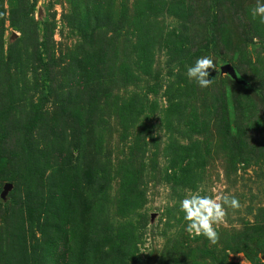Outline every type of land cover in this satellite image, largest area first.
Wrapping results in <instances>:
<instances>
[{
    "label": "rangeland",
    "instance_id": "1",
    "mask_svg": "<svg viewBox=\"0 0 264 264\" xmlns=\"http://www.w3.org/2000/svg\"><path fill=\"white\" fill-rule=\"evenodd\" d=\"M254 6L0 0V264H264ZM204 55L208 89L186 76ZM197 189L241 205L215 244L185 231Z\"/></svg>",
    "mask_w": 264,
    "mask_h": 264
},
{
    "label": "clouds",
    "instance_id": "2",
    "mask_svg": "<svg viewBox=\"0 0 264 264\" xmlns=\"http://www.w3.org/2000/svg\"><path fill=\"white\" fill-rule=\"evenodd\" d=\"M252 19L264 23V0H255V6L250 9ZM217 70L216 61L207 55L199 56L186 67V76L199 88L208 89L214 81L209 73ZM203 189H197L185 195L179 201V210L183 213L185 231L191 236H202L215 244L219 239L217 226L225 221L227 209L240 208V202L235 195L220 194L213 198L203 194Z\"/></svg>",
    "mask_w": 264,
    "mask_h": 264
},
{
    "label": "water",
    "instance_id": "3",
    "mask_svg": "<svg viewBox=\"0 0 264 264\" xmlns=\"http://www.w3.org/2000/svg\"><path fill=\"white\" fill-rule=\"evenodd\" d=\"M222 69L224 71H226L228 74H230V76H232L233 78H236L235 73H234V70H233V68H232V66L230 64H228V63L224 64L222 66Z\"/></svg>",
    "mask_w": 264,
    "mask_h": 264
},
{
    "label": "trees",
    "instance_id": "4",
    "mask_svg": "<svg viewBox=\"0 0 264 264\" xmlns=\"http://www.w3.org/2000/svg\"><path fill=\"white\" fill-rule=\"evenodd\" d=\"M5 160H6L5 157H3V156L0 157V163L1 164H3Z\"/></svg>",
    "mask_w": 264,
    "mask_h": 264
}]
</instances>
